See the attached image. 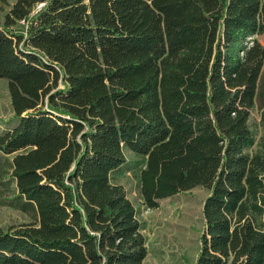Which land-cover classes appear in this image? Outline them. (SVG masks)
I'll return each instance as SVG.
<instances>
[{
  "label": "trees",
  "instance_id": "obj_1",
  "mask_svg": "<svg viewBox=\"0 0 264 264\" xmlns=\"http://www.w3.org/2000/svg\"><path fill=\"white\" fill-rule=\"evenodd\" d=\"M262 34L264 0H16L0 22L17 120L0 132V204L33 222L0 224V264H144L113 181L127 150L147 208L209 190L195 264H264Z\"/></svg>",
  "mask_w": 264,
  "mask_h": 264
},
{
  "label": "rangeland",
  "instance_id": "obj_2",
  "mask_svg": "<svg viewBox=\"0 0 264 264\" xmlns=\"http://www.w3.org/2000/svg\"><path fill=\"white\" fill-rule=\"evenodd\" d=\"M16 0H7L0 5V22L5 13ZM26 24L20 23L19 29ZM264 47V34L257 35ZM63 85H61V88ZM260 120L258 109L252 112L251 121ZM17 120L13 117L7 80L0 78V132L13 127ZM262 131L257 132L258 139ZM127 163L113 175V181L121 184L127 197L138 210L142 233L146 239L148 255L144 264H195L200 247L201 235L204 230L203 205L209 195L206 187H197L192 190L178 193L170 198L161 199L156 209L147 208L139 195L137 174L142 166L140 158L130 151H126ZM6 157L0 153V162ZM9 187H0V200L10 198L13 194ZM33 222L30 213L12 207L6 203L0 204V224L3 227L19 226ZM230 264V262L228 263Z\"/></svg>",
  "mask_w": 264,
  "mask_h": 264
},
{
  "label": "built area",
  "instance_id": "obj_3",
  "mask_svg": "<svg viewBox=\"0 0 264 264\" xmlns=\"http://www.w3.org/2000/svg\"><path fill=\"white\" fill-rule=\"evenodd\" d=\"M42 5H39V7L38 8H40ZM21 23H25L24 21H22Z\"/></svg>",
  "mask_w": 264,
  "mask_h": 264
}]
</instances>
